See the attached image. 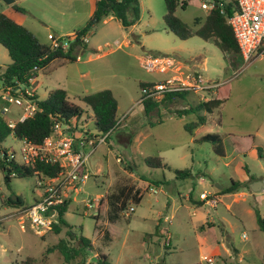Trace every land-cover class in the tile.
I'll return each mask as SVG.
<instances>
[{
    "label": "rangeland",
    "instance_id": "obj_1",
    "mask_svg": "<svg viewBox=\"0 0 264 264\" xmlns=\"http://www.w3.org/2000/svg\"><path fill=\"white\" fill-rule=\"evenodd\" d=\"M13 4L24 10H16ZM73 4L75 21L65 18L63 24L65 28L70 29L74 25L73 30H79L89 20L94 0H76ZM67 5L62 0H17L12 4L0 0V12L29 28L42 43H49L51 38L47 37L48 34L58 33L53 28L54 22L60 19L59 10L65 9ZM139 7L140 20L133 26V33H128L118 20L109 19L108 16L88 33L93 42L91 45L101 53L122 45L115 53L85 64L83 71L88 72L90 69V76L80 78L77 67L84 66L80 61L68 66V76L65 69L51 66L49 72H38L30 88L38 98L46 99L50 90L61 87L63 82L67 84L68 78L69 96L75 102H80L79 98L85 94L112 88L121 107L118 111L121 117L131 106L130 98L140 100L143 96L140 80L147 79L155 83L171 76V73H157L142 67L140 58L147 52L170 55L185 66V71L191 70L192 65L198 67L197 64H204L197 69L206 83H218L224 93L229 92L228 99L219 109L208 114V123L202 127L222 137L225 156H218L208 142L195 143L185 128L193 118L176 113L184 109L186 102L195 104L213 97L216 92L214 86L188 90L186 99L176 98L161 105L162 124H153L155 117L141 116L139 124L144 119L147 127H141L142 131L151 132V136L142 143L140 149L145 154L162 157L168 168H149L136 143L126 147L118 143L115 135L112 136L114 145H110V148L105 145L104 150L101 148L92 154L87 161L92 174L80 185V191L71 195L64 214L71 228L64 227L60 233L50 229L38 235L21 229L18 219L9 215L14 212V208L4 204V201L9 196H18L24 204H31L39 191L37 177L14 176L10 183H6L0 171V196L5 195L2 199L0 197V218H3L0 222V264L21 263L29 256L36 257L38 264H80L79 259L66 262L57 249L46 252L62 239L75 243L69 234L70 230L92 241L90 254L84 264H96L100 254H105L111 264H220L219 259L213 261L209 255L202 259L203 253L208 252L205 237L211 244L212 240L221 242L228 231L234 242L242 248L246 244L243 232L247 231L251 235L250 230L255 225L254 211L258 209L264 214V190L251 192L247 187L243 189L247 194L246 200L237 199L230 211L226 210V205L231 203L232 198L223 195L215 207L205 203L203 207L193 204L202 200L203 192L230 186L232 180L241 181L244 185L254 179L264 180V54L254 55L256 59L251 62L249 59L232 64L211 40L206 41L199 36L183 40L175 36L164 21L167 11L165 0H139ZM176 15L193 27L195 20L204 18L207 11L197 1H193L186 9L178 7ZM128 17L132 18L131 13H128ZM76 21L79 25H75ZM126 39L131 42V46L123 45ZM106 41L109 43L104 46ZM98 44H102L103 48H98ZM82 50L79 57L83 54L96 55L89 49ZM10 61L6 48L0 44V74ZM138 107L141 105L135 104L130 114H134ZM16 110L18 107L11 104L5 116L15 119ZM91 114L87 109V113L79 118L76 136L90 128ZM2 148L15 150L17 159L21 160L22 144L13 134L2 143ZM116 155L122 159L121 162ZM129 155H133L134 163L128 158ZM128 166L133 167L132 172L140 179L134 185L144 193L141 202L131 203L135 210L125 217L126 213L118 207L115 199L103 198L98 217L97 205L87 206L89 197L117 193L122 186L133 184ZM98 168H101L99 173ZM175 169H190L193 175L181 179L177 177ZM155 190L158 192L154 193ZM219 195L216 192L210 197L217 198ZM247 209H253V212L249 214ZM196 211L206 212L216 224L210 226L208 222V226H205L195 217ZM261 233L264 237V232ZM224 240L228 242V238ZM230 262L238 264L237 260ZM242 264H261V260L260 263L251 261Z\"/></svg>",
    "mask_w": 264,
    "mask_h": 264
},
{
    "label": "trees",
    "instance_id": "obj_2",
    "mask_svg": "<svg viewBox=\"0 0 264 264\" xmlns=\"http://www.w3.org/2000/svg\"><path fill=\"white\" fill-rule=\"evenodd\" d=\"M165 3L167 11L164 15V21L167 28L175 36L183 40L193 36H199L206 41L211 40L228 56L232 64L236 65L239 61H244L233 29L228 21L238 11V0H223V9L220 7L211 9L204 18H197L193 27L176 15L178 7L186 9L189 5L187 2L181 3L180 0H165ZM13 5L16 10H24L19 5ZM128 13H131L132 18L128 17ZM109 15H113L119 19L123 27L128 29L140 20L139 0H96L94 10L86 25L75 31L77 37L71 40L70 49L65 51L61 48L52 49L50 44L42 43L29 28L18 23L7 14L0 12V44L7 49L11 58V62L5 65L0 74V83L2 85H17L19 83L30 85L29 80L32 77H37L40 70L49 68L54 61L75 62L78 60L76 47H85L87 45L83 43L81 37L88 35L95 25ZM72 35L63 36L62 38L69 39L73 37ZM148 85H152V83H140L141 88ZM188 94V91L168 92L161 99L143 96L141 103L144 113L149 115L163 101L170 102L176 98L186 99ZM228 97L229 92L224 93L221 90V86L218 85L215 95L210 99L190 104L189 108L176 111L179 116L195 114L196 118L185 125L186 130L194 136L196 142L210 143L214 152L218 156L223 157L225 156V150L222 137L218 134H212L207 128L202 127L208 123V114L219 109ZM79 101L75 102L72 100L63 88L53 89L49 92L46 99L38 100L40 110L24 121L17 120L15 128L9 127L0 105V171L3 172L6 183H10L11 178L14 176L31 177L36 175V171L46 176H57L62 170L58 164L49 165L44 162H38L32 166L8 161L7 157L2 154V151L6 150L2 148V143L9 135L13 134L19 139L27 138L34 143H42L53 132L55 122L53 118H57L63 123L70 121L74 117L79 120L84 113H87V109L92 112L90 117L92 128L89 129L90 131L98 129L105 134L116 128L118 125V101L111 89H103L84 95L79 98ZM202 112L205 114H202ZM198 127H200L199 131L197 130ZM72 129L75 130L76 127ZM91 135L98 136L96 133H91ZM258 153L260 154V150ZM144 161L152 168H168L163 158L158 155L147 156ZM175 173L181 179L189 178L193 175L190 169H175ZM243 187L250 189L249 184L244 185L241 181L232 180V184L220 192L224 194L233 193ZM120 198L121 196L118 195L117 198L114 197L113 199L117 202ZM128 199L126 197L122 201L121 209L123 211L128 206ZM70 201L71 199L58 208V220L53 223L51 228L56 233H60L64 227L71 228L64 219V214L68 209ZM4 204H7L9 207H18L24 205V202L18 196L15 200L9 196L4 201ZM99 208L101 209V205ZM255 212L259 229L264 232V214L258 209ZM210 226H213L212 223ZM69 234L75 239V243L62 239L56 245L49 247L46 252H52L54 249H57L64 256L66 262L79 259L80 264H84L90 254L92 241L83 235L78 236L72 230L69 231ZM37 261L36 257L29 256L21 263L14 264H38ZM96 264H111V262L108 261L105 254H100L97 257ZM261 264H264V256L261 259Z\"/></svg>",
    "mask_w": 264,
    "mask_h": 264
},
{
    "label": "built area",
    "instance_id": "obj_3",
    "mask_svg": "<svg viewBox=\"0 0 264 264\" xmlns=\"http://www.w3.org/2000/svg\"><path fill=\"white\" fill-rule=\"evenodd\" d=\"M180 1L188 4L197 1L200 7L207 12L217 7L222 9L224 7L223 0ZM228 21L233 29L240 53L243 59L248 61L259 50L264 41V0H238V11ZM72 36L69 39H63L58 36L52 37L50 43L52 49L69 50L71 40L77 37L75 33ZM81 40L83 43L88 44V35L81 37ZM116 43L118 44V42ZM140 63L144 68L153 72L173 73L168 78L141 88L143 96L161 99L168 92L202 90L205 87L218 86L217 84L208 85L199 71L193 69L185 71V66L170 55L147 52L140 58ZM32 80H34V77L29 82ZM142 97L139 101L140 103L142 102ZM1 102L4 103V105L0 104L4 114L9 111L7 104H14L22 108L23 112L19 116L18 121H24L40 110L34 90L29 85L22 83L17 85H2L0 83ZM53 119L55 121L53 132L42 143H34L27 138H17L22 144L21 160L17 159L18 154L15 150L6 149L2 151L8 161L32 166L38 162H44L49 165L58 164L62 169L57 176H46L36 171L37 187L41 192L40 198L30 205L13 207L14 212L9 214L11 217L18 219L22 230H29L38 235H43L52 228L53 223L59 217L58 208L70 200L73 193L80 191V185L89 178L90 175L86 170V164L91 152H84L82 148L86 144L93 148L98 141L96 137L99 136H92L91 133L94 132L87 130L77 140L71 132L72 128L79 127L77 126L78 120L76 117L66 123L59 121L57 118ZM16 122L11 119L7 120L10 128H15ZM109 133L110 131L105 133L106 136L100 142L105 141ZM118 161H122L120 157H118ZM157 192V190L154 191V193ZM211 195V193L204 192L201 194V199L210 204V206L215 207L218 201L217 198H211ZM102 198L103 195L90 196L87 206L99 205ZM134 210V205L129 204L124 210L125 216L130 215V212ZM2 219L0 218V222ZM94 257H97V255H94ZM209 264L214 263L209 262Z\"/></svg>",
    "mask_w": 264,
    "mask_h": 264
},
{
    "label": "crops",
    "instance_id": "obj_4",
    "mask_svg": "<svg viewBox=\"0 0 264 264\" xmlns=\"http://www.w3.org/2000/svg\"><path fill=\"white\" fill-rule=\"evenodd\" d=\"M17 1V0H16ZM62 1H65V2H67V7L65 8V9H60L59 10V13H60V19L59 20H56L55 22H54V30H57L58 31V33H55V34H52V33H49L48 34V36L47 37H49V38H51L52 39V37H54V36H58V37H63V36H67V35H72V34H74L75 33V31L76 30H73L74 29V25H73V27L72 28H65V25L63 24V20L66 18V19H72V21H75V17H76V10H75V6H74V2L76 1V0H62ZM95 1L96 0H94V6H95ZM94 6H93V9H92V12H93V10H94ZM92 12H91V14H92ZM109 17V19H112V18H115L116 20H118V22H119V25L122 27V28H124L123 27V25H122V23H121V21L119 20V19H117L116 17H114L113 15H110V16H108ZM76 24L75 25H79V24H77V21L75 22ZM133 26H135V24L133 25ZM133 26H131L130 28H128V29H125L128 33H133L132 32V29H133ZM65 29H67V30H65ZM38 37V36H37ZM43 43H45V42H43ZM51 42H49V43H45V44H50ZM95 43V42H94ZM107 43H109L108 41H106V43L104 44V46L105 45H107ZM124 44V46H126V47H128V46H131L132 44H131V42L128 40V39H126V40H124V42H123ZM91 44H93V42L91 41V39H89V42H88V44L84 47V46H77L76 47V53L79 55V52L81 51L82 53H83V50L82 49H89V50H91V51H93V52H96V55L95 56H92V55H89V56H86V54H83L82 55V57H80L78 60H76L75 62H83L82 64L84 65L83 67H81V66H79V67H77V70L78 71H80V74H79V76H80V78H83V77H86V76H90L91 74H89L90 72L89 71H91L89 68V71L88 72H84L83 70H85V69H83L84 67H85V64H87V63H92V62H96L97 60H99V59H101V58H103V57H105V56H107V55H109V54H113V53H115L119 48H122V45L121 44H119V47L117 48V49H115V48H110V49H108V50H104V52L103 53H101V52H99L98 50H97V48L96 47H94V46H92ZM103 45L102 44H98V48H103L102 47ZM7 50V49H6ZM8 52V51H7ZM9 54V53H8ZM261 54H264V41H263V43H262V45H261V47L259 48V50L257 51V52H255V54H253L252 55V57L251 58H253V59H251L250 58V62H251V60L253 61V60H255L256 59V57H253L254 55H256V56H259V55H261ZM86 56V57H85ZM10 57V56H9ZM10 60H11V58H10ZM245 61V60H244ZM11 62V61H10ZM75 62H64L63 60H56V61H54L52 64H51V66H53V68H58V69H65L66 70V74H67V76H68V66H70L72 63H75ZM204 64H197V66L198 67H196V65H192L191 66V69H193V70H196V71H198V69H200L202 66H203ZM49 67V68H46V69H43V71L44 72H49L50 70H51V68L52 67ZM142 66V65H141ZM143 67V66H142ZM185 68V67H184ZM198 68V69H197ZM83 71V72H82ZM171 74H173L172 72H170ZM38 77V76H37ZM37 77H35L34 79H36ZM162 79H165V78H161L160 80H162ZM68 78H67V84H64L65 82H63V84H62V86L61 87H58V88H63V89H65L66 90V92L68 93V95H69V87L67 86L68 85ZM153 81H151V80H147V79H144V80H140V83H145V84H148V83H152ZM31 83V82H30ZM217 85H218V83H216ZM141 87V86H140ZM56 89V88H55ZM103 89H111L112 90V88H102V90ZM51 91V90H50ZM49 91V92H50ZM86 91H88L87 89H86ZM100 91V90H99ZM35 92V91H34ZM49 92H48V95H49ZM112 92H113V94H114V96L116 97V95H115V93H114V91L112 90ZM216 93V92H215ZM35 95H36V97H37V99L38 100H44V99H40V98H38V96H37V94H36V92H35ZM48 95H47V97H48ZM85 95H87V94H85ZM117 99V98H116ZM118 101V100H117ZM139 101L140 100H135L134 98H130V103H131V106L123 113V115L120 117L119 115H118V125L116 126V128H114V129H112L111 131H110V133L109 134H107V137H106V139H105V141H101L100 142V140L101 139H103L105 136H106V134L104 135H102V134H98L99 136L98 137H96L97 138V142H96V144H95V146L93 147V148H91L88 144H86L83 148H82V150L84 151V152H87V153H89V152H91V154H90V156L92 155V154H94L95 152H97L98 150H101V148H102V150H104L105 148V145H107L108 146V148H110L109 146L110 145H114V142H113V138H112V136L113 135H115V137H116V139H117V141H118V143L119 144H122V145H124V146H126V147H129V146H131V145H133L134 143H136L137 144V149H140V147H141V145H142V143L148 138V137H150L151 136V132H143L142 131V129L143 128H145V129H147V127H146V125H145V123H144V119H143V121L139 124V122H140V120H141V116H143V118H147V117H155L156 118V120L154 121V123L153 124H162L163 123V121H164V119H163V116H162V114H161V111H160V107H161V105H164V104H166L168 101H163L162 102V104L156 109V110H154V111H152L149 115H146L145 113H144V108H143V105H142V103H139ZM140 104L141 105V107H138L137 109H136V112L134 113V114H130V110H131V108H132V110L134 109V106H135V104ZM0 104H2V105H4V103H0ZM190 104H192V103H190ZM190 104H189V102H186V104H185V107H184V109H187V108H189L190 107ZM8 106H9V110H10V106H11V104H7ZM119 109H121V107H120V105H119V103H118V111H119ZM16 113H17V116H16V118L15 119H12V118H7L6 116H5V114H4V117L7 119V120H9V119H11V120H14V121H17L18 120V118H19V116L22 114V112H23V110H22V108H20V107H18V110H16L15 111ZM7 113V112H6ZM202 114H205L204 112H202ZM184 117H186V116H191L192 118H193V120H194V116H195V118H196V115L195 114H190V115H183ZM136 119H138L137 121H135ZM92 121V120H91ZM87 124H85L84 126H86ZM141 127H143V128H141ZM152 127V126H151ZM92 128V123H91V126H90V128L89 129H91ZM200 127H198L197 128V130L199 129ZM88 129V130H89ZM94 130V129H93ZM92 130V131H93ZM79 131V127L78 128H76L75 130L74 129H72L71 130V132L75 135V137H76V139L78 140V139H80V137H82L84 134H85V132L84 131H81V132H84V133H82L81 135H79V136H76V133ZM189 133V132H188ZM190 134V133H189ZM191 136H192V138H193V141L195 142V143H198V142H196V140H195V138H194V136L192 135V134H190ZM108 140H110V143H108ZM141 153H142V155H143V161H144V159H145V157H147V156H151V155H149V154H145L144 152H142V150L140 149L139 150ZM89 156V157H90ZM116 158H117V160H118V156L116 155ZM128 158L131 160V162L132 163H134V157H133V155H129L128 156ZM122 160V159H121ZM144 163H145V161H144ZM146 164V163H145ZM147 165V164H146ZM148 166V165H147ZM149 167V166H148ZM128 168H129V170H130V176H131V178H133V184H128V185H124V186H122L121 188H120V190H119V192H114V193H107V194H100V195H103V198L105 199V198H107V199H109V198H117L118 197V195H120L121 196V198L117 201V203H118V207L119 208H121V206H122V201L126 198V197H128L129 199H128V204H131L132 202L133 203H135V204H139L140 202H141V200H142V198H143V196H144V193L141 191V189H140V187H137L136 185H134V183L135 182H137L138 180H140L138 177H137V175H135L133 172H132V170H133V167L132 166H128ZM149 168H152V167H149ZM152 169H159V168H152ZM86 170L89 172V175H91L92 174V172H91V169H90V167L86 164ZM101 170V168H98V170H97V173H99V171ZM258 179H254V180H252V181H250L248 184H249V187H250V184L252 183V182H254V181H257ZM259 180H261V181H263L264 182V180L263 179H259ZM202 181H204V179L202 178ZM148 184H150L149 182H148ZM226 187H228V186H226ZM148 188H150V185H148ZM225 187H221L220 186V188L219 189H217L216 191H209L208 193H216V192H218L220 195L217 197V201H218V203H220L221 202V198H220V196H226V197H231L232 198V200H231V203H229V204H227L226 205V210L227 211H230V209L232 208V206H233V203L237 200V199H239V200H246V198H247V194L243 191V189L245 188L246 189V187H243V188H241L239 191H236V192H233V193H226V194H224V193H221L220 191L221 190H223ZM249 191H251V192H254L252 189H251V187H250V189H249ZM204 193V192H203ZM40 195H41V192H40V190L38 191V193L34 196V199H33V202L32 203H34L35 201H37L39 198H40ZM5 195H3V196H0L1 197V199L4 197ZM189 197H190V200H192V198H191V194H189ZM102 198V199H103ZM0 199V200H1ZM103 199V200H104ZM108 201V200H107ZM193 202V201H192ZM31 203V204H32ZM207 204L204 200H201L200 202H193V204H195L196 206H200V207H203L205 204ZM24 205H30V204H24ZM99 206H100V204L99 205H97V209H98V217L100 216V211H101V209L99 208ZM103 207V205L101 204V208ZM246 211H248L249 212V214L250 213H252L253 212V209H247ZM254 214H255V225L254 226H252V228H251V232H252V234L250 235L249 234V232H247V231H244L243 232V234H242V237H244L245 238V240H246V244L242 247V248H240L235 242H234V240H233V238H232V236L230 235V233L228 232V231H226V235L224 236V237H222V240H221V242L220 241H218V240H212L213 241V243L211 244V243H209V239L207 238V237H205L206 238V240L207 241H205V243L207 244V248H208V252H207V254H204L203 253V255H202V259H205L206 257H207V255H209L211 258L213 257V261H214V259L216 258L217 260L219 259V263L220 264H227V262L228 263H230L231 264V262H230V260H232V262L234 261V260H237L238 261V264H242V263H248V262H251V261H254V262H259L260 263V260L263 258V256H264V237L261 235L262 233V231L259 229V226H258V224H257V220H256V212L254 211ZM194 215H195V217L196 218H198L199 220H201L204 224H205V226H208V225H206L208 222L209 223H212V225L214 226L215 224H216V221L213 219V218H209L208 217V215H207V213L206 212H201V211H196V212H194ZM167 217V216H166ZM159 221H160V218H159V220H158V225L160 224L159 223ZM210 227V226H209ZM247 233V234H246ZM225 238H228V242H225ZM167 245V244H166ZM235 255V256H234ZM228 259V260H227ZM214 263V262H213Z\"/></svg>",
    "mask_w": 264,
    "mask_h": 264
},
{
    "label": "water",
    "instance_id": "obj_5",
    "mask_svg": "<svg viewBox=\"0 0 264 264\" xmlns=\"http://www.w3.org/2000/svg\"><path fill=\"white\" fill-rule=\"evenodd\" d=\"M5 2L9 3V4H12L14 3L16 0H4ZM94 133L96 134H103V131L101 130H98V129H94L93 130ZM250 187L251 189L254 191V192H259V191H263L264 190V182L261 181V180H257V181H254L250 184ZM17 198V196H13L12 199L15 200Z\"/></svg>",
    "mask_w": 264,
    "mask_h": 264
}]
</instances>
